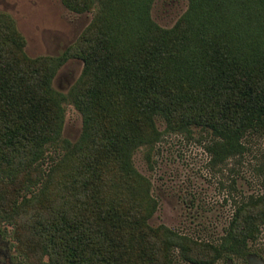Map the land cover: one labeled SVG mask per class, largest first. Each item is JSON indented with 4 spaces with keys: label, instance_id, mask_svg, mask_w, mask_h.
Masks as SVG:
<instances>
[{
    "label": "trees",
    "instance_id": "obj_1",
    "mask_svg": "<svg viewBox=\"0 0 264 264\" xmlns=\"http://www.w3.org/2000/svg\"><path fill=\"white\" fill-rule=\"evenodd\" d=\"M188 1L168 29L152 17L155 0H63L98 12L54 59L25 55L14 21L0 14V219L22 253L43 264H173L177 248L185 261L215 264L252 253L264 192L234 202L219 243L149 223L157 201L133 157L162 138L159 121L210 132L219 158L264 134V0ZM69 56L85 70L65 96L52 79ZM67 98L83 116L77 143L62 136ZM55 143L63 153L44 172Z\"/></svg>",
    "mask_w": 264,
    "mask_h": 264
},
{
    "label": "rangeland",
    "instance_id": "obj_2",
    "mask_svg": "<svg viewBox=\"0 0 264 264\" xmlns=\"http://www.w3.org/2000/svg\"><path fill=\"white\" fill-rule=\"evenodd\" d=\"M188 7V0H155L152 17L169 29ZM97 12L98 6L84 13L73 11L63 0H0V14L12 18L24 40L23 51L30 59L61 56L80 40ZM84 70L83 60L69 56L57 65L53 89L69 96ZM62 107V136L77 143L83 134V116L72 99H64ZM158 126L162 138L152 147L140 146L133 157L136 169L151 182L150 194L157 201L150 225L166 227L196 244L219 243L229 227L234 202L264 192V134L248 136L240 153L222 154L219 158L214 151L217 140L210 132L198 128L171 132L161 121ZM62 153L57 151V143L46 147L41 160L44 172ZM194 249L196 257L201 248ZM251 249L246 259L219 260L215 264H264V227ZM173 255V264H193L180 256L178 248ZM45 261L47 258L39 260L22 253L14 227L0 219V264Z\"/></svg>",
    "mask_w": 264,
    "mask_h": 264
}]
</instances>
